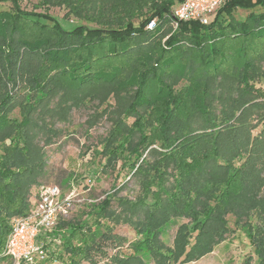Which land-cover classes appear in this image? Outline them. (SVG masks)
<instances>
[{
  "label": "trees",
  "instance_id": "1",
  "mask_svg": "<svg viewBox=\"0 0 264 264\" xmlns=\"http://www.w3.org/2000/svg\"><path fill=\"white\" fill-rule=\"evenodd\" d=\"M20 1L0 0L11 6H0V260L12 218L47 184L34 116L58 98L65 114L107 105L102 170L129 165L141 192L119 197V210L111 195L83 220L60 219L61 244L35 264H185L226 239L230 215L255 247L242 264H264V0H228L207 25L176 28L183 0L40 1L77 17L69 27ZM121 223L133 240L115 232Z\"/></svg>",
  "mask_w": 264,
  "mask_h": 264
},
{
  "label": "rangeland",
  "instance_id": "2",
  "mask_svg": "<svg viewBox=\"0 0 264 264\" xmlns=\"http://www.w3.org/2000/svg\"><path fill=\"white\" fill-rule=\"evenodd\" d=\"M40 1L21 0L20 2L28 10L48 11L62 19L66 27L78 20L77 17H64L65 7H45L41 5ZM179 2L177 1L173 11L178 8ZM0 6L9 7L10 5L1 4ZM235 13L237 17L242 18L249 11L238 7L235 9ZM152 20L156 21V18L150 21ZM171 25L176 28L175 21H172ZM261 85L264 87V81ZM57 101L58 98H55L49 104L48 110H42L34 116V131L38 136L37 141L44 146V151L47 153V171L40 180L47 184H58L65 196L67 194L74 196L69 215L72 221L87 218L92 205H96L111 195L113 197L111 207L119 210V197L136 198L141 191L138 180L131 176L129 165L124 166L118 162L116 167H110L108 171L102 170L105 160L98 150H102V140L109 135V130L113 126L108 111L104 113L107 105L99 104L96 99L87 100L79 106H74L65 114L55 110L58 108ZM110 104L115 107V98L110 99ZM11 117L20 120V110L16 109L12 112ZM257 131L255 132L257 133ZM34 192H36V188L31 194L33 195ZM30 197L32 198V196ZM228 218L230 229L226 239L216 244L211 253L199 260L185 264H242L248 255L256 256L255 247L251 245L246 233L237 226L236 218L232 215ZM176 229L177 225L174 224L165 229L163 239L168 245H172ZM115 232L128 237L129 240L136 237L134 229L128 223L116 224ZM108 251L113 253L112 249H108ZM0 264H15V262L9 258L0 260ZM25 264L30 263L25 262Z\"/></svg>",
  "mask_w": 264,
  "mask_h": 264
},
{
  "label": "built area",
  "instance_id": "3",
  "mask_svg": "<svg viewBox=\"0 0 264 264\" xmlns=\"http://www.w3.org/2000/svg\"><path fill=\"white\" fill-rule=\"evenodd\" d=\"M228 0H183L173 11L175 27L179 21H198L207 25ZM156 21L148 27H155ZM32 195V194H31ZM74 196L62 193L58 184H44L36 188L31 198L28 214L15 216L11 220L12 230L1 253L12 258L15 264H35L49 257L47 243L61 244L55 231L60 219L68 218Z\"/></svg>",
  "mask_w": 264,
  "mask_h": 264
}]
</instances>
